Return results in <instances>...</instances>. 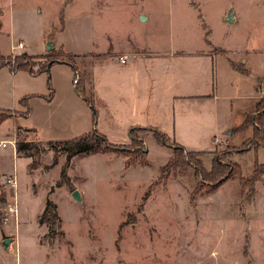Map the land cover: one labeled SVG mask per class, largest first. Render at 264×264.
Returning <instances> with one entry per match:
<instances>
[{"label": "rangeland", "instance_id": "374dc122", "mask_svg": "<svg viewBox=\"0 0 264 264\" xmlns=\"http://www.w3.org/2000/svg\"><path fill=\"white\" fill-rule=\"evenodd\" d=\"M31 5L38 6L36 13L20 10ZM0 9L5 54L23 49L14 48L20 40L37 51L48 27L65 49L124 44L128 34L149 44L157 57L148 56L147 64L157 82L144 120L167 131L161 138L157 129H142L143 139L132 143L124 122L137 119L140 107L128 103L123 119L117 116L92 94L95 59L71 53L81 86L93 96L96 127L119 148L71 157L62 145L39 140L29 156L11 153L13 144L1 148L0 264H264V142L250 123L225 131L228 124L241 125L243 111L255 105V83L264 77V0H0ZM139 10L149 18L139 20ZM62 48L57 41L52 49ZM179 51L187 53L170 56ZM242 51L250 54L252 69L240 77L229 61L234 58V68L245 65ZM173 72L179 79L186 72L207 75L206 89L217 92L218 105L212 96L209 102L173 98L174 89L184 88ZM6 79L0 77L6 87L0 112L11 116L19 102ZM257 92L260 104L248 115L264 112L262 79ZM176 113L186 117L178 137ZM24 123L26 118L4 119L0 139L17 145L16 127ZM12 175L16 187L9 184ZM208 182L218 185L207 191ZM12 201L17 213L7 209Z\"/></svg>", "mask_w": 264, "mask_h": 264}, {"label": "crops", "instance_id": "0c3cea01", "mask_svg": "<svg viewBox=\"0 0 264 264\" xmlns=\"http://www.w3.org/2000/svg\"><path fill=\"white\" fill-rule=\"evenodd\" d=\"M32 6L33 5L30 7ZM30 7H24L20 10H23L24 12H33L34 10L36 13L38 6L34 5L32 8ZM38 10L41 11V7ZM2 11L3 10L1 9V14ZM11 14L15 19L16 14L14 7L13 10H11ZM137 14L139 20L141 21L147 20L150 16L144 10H139ZM3 27H5V23L2 19V28L0 33L3 31ZM49 34V27L41 32V47H39L37 51L31 49L29 43H27L28 45L24 43V46L21 47L23 49L11 52V54H19L24 51L31 54L47 53L49 51L47 47L48 42L55 43L58 41L59 44L63 46L62 49L66 52L69 51L73 54L77 53L78 55H81V57H84L85 55L93 57L96 61L92 65L93 72L95 73L96 71L95 76L92 75L94 96L98 97L106 106L116 111L117 116H120L122 119L124 115L120 111L123 110L124 107L128 105V103H133L135 107H140L139 114L134 116L137 119L124 122V131L126 132L127 136H129L132 140L131 129L133 127H141L143 130H146L148 127L150 129H157L156 131L161 132L166 136L167 131L163 130L165 128H162L161 125L158 126L149 124L151 123L150 121L144 120L148 110L152 107L155 81L157 82V79L154 75V68L148 66L147 64L148 56H153V58L157 57V54H155L156 52L153 53V49L149 46V44H144L142 42L140 43L138 41L139 38H136V36H133L132 34H128L124 44H122L120 41V44L109 41L108 43L102 45L98 44L95 50L78 51L68 48H66V50L64 47L65 42H63L62 39L57 37L56 41V39L51 37ZM11 35L12 37L15 35L14 24H11ZM14 48L17 49L20 47L14 45ZM186 53L187 52L179 51L178 53L171 54L170 56L174 57L179 54L186 55ZM196 53L203 55L200 52ZM203 53L205 54L204 56L209 55V53ZM242 54L243 56L241 58V62L245 63V65H242V67L234 68L232 66V63H235L234 58L229 61L231 69L240 74L241 76L238 75L240 77H242L244 74L251 73L252 69V66L250 65V54H248L246 51H242L240 55ZM94 55L96 56L94 57ZM120 55H127V60L122 62L120 60ZM75 64L77 68L66 61L57 62L52 65V84L54 86V96L52 99L47 98L48 94L50 93V89L48 87V75L46 72L32 74L31 72L24 69L13 70L8 67L0 68V77L5 78L6 76L8 78L6 80H9V77H11L14 87V99L19 102L17 107L11 108V110H13V114L7 118L14 117L17 120L20 118H26V122L28 123L19 125L34 128L36 131L35 135L38 136L37 140L41 141L71 138L92 130L96 126L97 120L95 123L92 108L84 98L83 94L76 90V76L78 75L79 70L78 64L76 62ZM171 74L173 75L174 81H177L176 79H178L179 83L181 81L184 84L183 89H174L176 91L172 94V97L176 100L186 98L207 100L209 102L208 99L212 96L213 104L215 106L218 105L215 104V99L218 96L217 92L210 94L208 89H206V81L208 79L207 75L203 77L201 75L194 76L191 74V72H186L184 74H187V76L184 75L179 79L176 77L177 74L175 72ZM156 76L164 77L165 75L161 74ZM261 79L264 81V77L259 76L255 83V105L243 111V121L246 115L253 111V109L256 108L258 104L257 102L259 93L257 92V84ZM4 89H6V87L0 86V95L4 92ZM28 94L32 96V112L29 115H19L17 114V111L26 109V107L20 102V99ZM154 102H156V98L153 101V104ZM36 106H38L37 113L35 109ZM1 112L3 111L1 110ZM185 118L186 117L182 113L175 114V118L173 119L176 124H173V128L174 126L176 127L173 130V134L176 136L178 135V131H183L182 127L186 122ZM239 126V124H228V126L225 128V131L227 134L231 133L232 129H236ZM140 138L143 139L142 137ZM2 139L8 138L4 137L0 140ZM8 144L12 145V143L8 142L6 146L0 145V149L7 148ZM11 153H17V148L14 145L12 146Z\"/></svg>", "mask_w": 264, "mask_h": 264}, {"label": "trees", "instance_id": "16d2710c", "mask_svg": "<svg viewBox=\"0 0 264 264\" xmlns=\"http://www.w3.org/2000/svg\"><path fill=\"white\" fill-rule=\"evenodd\" d=\"M0 14H1V9H0ZM1 28H2V19L0 17V31H1ZM63 61L69 62L70 64H72L74 67L77 68L75 64V60H74V55L64 51L63 49L62 50L51 49L47 53H40V54H31V53L24 51L22 53L13 55V54L3 53L0 48V68L8 67L13 70L24 69V70L31 72L32 74H39L42 72L47 73L48 87L50 89V93L47 96L48 99H52L54 96V86L52 84V79H51L52 77L50 74L51 67L53 64L57 62H63ZM80 79H81V76L79 74V78L76 80V90L79 93L83 94L84 98L89 103L90 107L93 110L94 121L96 123L97 110H96L95 103L93 101V96L91 97L86 94V86L85 85L81 86ZM92 94L94 95V92ZM29 97L30 96L28 94V95L23 96L20 99V102L26 107V109L17 111V114L29 115L31 113ZM257 103H258L257 105L259 106L260 104L259 101ZM7 117L8 116L5 115L4 112H0V122L6 119ZM247 123L248 124L250 123L253 126H255V133L258 135L260 140L264 142V112H262V110L261 111L259 110L257 113L255 112V113H252L251 115L247 114L246 117L244 118L243 123L240 125L241 129H243ZM142 129L143 128L141 127H133L131 129L132 143H138L140 141L141 138H140V135L138 134V131ZM17 130H18L17 134L18 136H20L19 140L17 141V145H16L17 153H19L20 155L22 154L28 155V156L32 155L31 150H34L37 148V143L35 142V140H37L38 136H35L33 138H28L27 136H28V132H34V134H36L35 129L30 128V127H25L22 125H18ZM156 133L158 134L159 137L166 138V136L163 133L158 132V131ZM45 142L53 146L62 145L63 148L68 151L69 157L75 154L83 153V152L105 151L109 149L110 147L119 148V146H116L115 144L110 142L108 138L106 137V135L103 134L101 131H99V129L96 126L92 130L85 132L83 134L77 135L72 138L54 139V140L50 139V140H46ZM182 149L183 147L182 148L178 147L175 151L176 154H182ZM131 151L132 150H128L126 152H128V154L131 155L132 153ZM179 159L180 158H178V160ZM216 161L221 162L220 160H216ZM229 164H233V163L230 162ZM199 165L202 168V171L206 172L204 167H202V164L200 163ZM263 168L264 166L262 167V169ZM207 176H208V173H207ZM228 176H229L228 174L223 176L221 180L227 179ZM217 185H218L217 182H213V183L208 182L209 187L207 188V191H213L217 187ZM0 199L2 198L0 197ZM47 202L48 204L50 203L49 200ZM52 206L53 208L50 209V212L51 213L53 212L52 214L53 216H51V218L55 222L54 214L56 213V206L54 204H52Z\"/></svg>", "mask_w": 264, "mask_h": 264}, {"label": "built area", "instance_id": "2783aa9c", "mask_svg": "<svg viewBox=\"0 0 264 264\" xmlns=\"http://www.w3.org/2000/svg\"><path fill=\"white\" fill-rule=\"evenodd\" d=\"M16 46L23 47L24 41L20 40ZM120 60L122 62H125L127 60V55H120ZM77 76H76V78L78 79ZM8 142L12 143L16 147V139H2V140H0V145L6 146ZM8 181H9V184L12 185L13 187L17 186L18 180H17L16 175H12L11 177H9ZM7 209H9V211H12V212L16 211V213H17V211H18L17 202H14V201L9 202L7 204Z\"/></svg>", "mask_w": 264, "mask_h": 264}, {"label": "water", "instance_id": "95a60500", "mask_svg": "<svg viewBox=\"0 0 264 264\" xmlns=\"http://www.w3.org/2000/svg\"><path fill=\"white\" fill-rule=\"evenodd\" d=\"M228 18H229V17H228ZM47 47H48V49H52V48L54 47V43H53V42H48ZM73 195H74L75 198L78 199V200L81 198L78 190H75V191L73 192ZM8 239H9V238L6 239V242L9 241Z\"/></svg>", "mask_w": 264, "mask_h": 264}]
</instances>
